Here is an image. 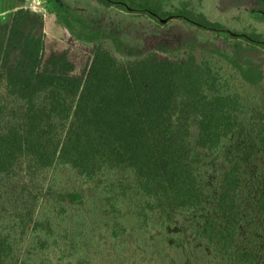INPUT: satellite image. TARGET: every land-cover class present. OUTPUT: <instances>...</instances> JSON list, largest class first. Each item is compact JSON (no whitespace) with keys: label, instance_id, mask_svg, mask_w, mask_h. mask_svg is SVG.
<instances>
[{"label":"trees","instance_id":"16d2710c","mask_svg":"<svg viewBox=\"0 0 264 264\" xmlns=\"http://www.w3.org/2000/svg\"><path fill=\"white\" fill-rule=\"evenodd\" d=\"M4 1L0 264H264V173L201 174L240 122L264 149V19L221 0H91L92 16L47 0L92 46L77 77L66 52L44 57L42 15ZM104 13L187 39L137 48Z\"/></svg>","mask_w":264,"mask_h":264},{"label":"rangeland","instance_id":"374dc122","mask_svg":"<svg viewBox=\"0 0 264 264\" xmlns=\"http://www.w3.org/2000/svg\"><path fill=\"white\" fill-rule=\"evenodd\" d=\"M66 3L71 4L76 9H83V13L89 16L96 13V7L93 6L91 0H65ZM233 2L237 8H244L246 10L250 9V12L257 17L264 19V13L262 10L258 9L259 4L257 0H221L222 7L225 9L229 4ZM16 3L13 1H4L0 5V17L2 20H7L11 13L16 8ZM23 8L29 9L33 12L39 13L43 17L44 22V57H47L53 52H66L70 62L74 66V74L77 77H83L92 56V46L87 45L75 40L68 31L62 28L55 17L51 3L47 0H25L23 3ZM261 10V11H260ZM104 17L109 22L113 24H121V29H129L126 22L115 21L110 18L106 13ZM94 17V16H93ZM97 15H95V18ZM102 24L106 25L107 23ZM176 27L173 28V35H165L164 32L161 34L155 33L147 26H141L137 28H131L127 33L129 37L128 41L134 42L135 46L139 47V42L142 40H147L149 44L156 46L155 51L158 54L164 55L165 46L170 45L169 42L182 43L187 37H184V33L177 31ZM199 43L203 45L204 37L197 35ZM168 41L166 42L165 41ZM138 43V45H136ZM173 44V43H172ZM131 47L133 44H130ZM130 48L125 49L124 54L129 55ZM3 86V81L0 78V89ZM231 164H239L243 168L251 183H254V177L264 173V149H260L254 142L252 137L251 128L249 124L240 122L233 134L223 142L219 151L208 161H206L202 168L201 174L208 181L215 180L226 167ZM75 182H77V177L72 172H63L59 174L57 184L55 186H60L61 189L70 188ZM46 185V184H45ZM44 185V186H45ZM39 207L37 208V210ZM249 230V226L246 224L245 229ZM242 241L245 243H250V237L244 236Z\"/></svg>","mask_w":264,"mask_h":264},{"label":"water","instance_id":"95a60500","mask_svg":"<svg viewBox=\"0 0 264 264\" xmlns=\"http://www.w3.org/2000/svg\"><path fill=\"white\" fill-rule=\"evenodd\" d=\"M162 22H164V21H162Z\"/></svg>","mask_w":264,"mask_h":264}]
</instances>
